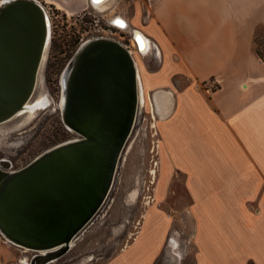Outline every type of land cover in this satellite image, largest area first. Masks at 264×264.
Segmentation results:
<instances>
[{
  "label": "crops",
  "instance_id": "1",
  "mask_svg": "<svg viewBox=\"0 0 264 264\" xmlns=\"http://www.w3.org/2000/svg\"><path fill=\"white\" fill-rule=\"evenodd\" d=\"M42 1L68 17L89 11L118 16L159 50V69L145 74L146 83L172 97L168 112L156 111L155 193L182 176L186 199L178 211L189 215L193 233L181 264H264V67L254 51L264 30V0ZM175 76L186 83L179 87ZM154 226L149 249L131 257L135 264L158 256L168 222ZM12 245L0 234V264H27Z\"/></svg>",
  "mask_w": 264,
  "mask_h": 264
},
{
  "label": "water",
  "instance_id": "2",
  "mask_svg": "<svg viewBox=\"0 0 264 264\" xmlns=\"http://www.w3.org/2000/svg\"><path fill=\"white\" fill-rule=\"evenodd\" d=\"M107 0H91L95 6ZM48 27L34 0L0 9V122L32 95ZM137 43L146 46L138 33ZM133 63L117 42L97 39L79 53L66 89L64 124L79 135L0 181V231L43 249L69 242L96 215L111 188L137 103Z\"/></svg>",
  "mask_w": 264,
  "mask_h": 264
},
{
  "label": "rangeland",
  "instance_id": "3",
  "mask_svg": "<svg viewBox=\"0 0 264 264\" xmlns=\"http://www.w3.org/2000/svg\"><path fill=\"white\" fill-rule=\"evenodd\" d=\"M127 9L130 10L129 5ZM114 13L115 11L112 14ZM112 16L91 11V14L68 17L54 9L53 14L50 11L48 46L32 98V101H36L37 98L46 96L48 104L38 108L33 115L25 112L0 124V160L5 159L9 163V168L4 170L19 169L45 150L79 137L62 120V75L82 43L81 38L90 37L91 34L86 32L92 27L94 17L99 19V24H104L105 18ZM119 35L127 42V31L111 37L121 39ZM262 42L264 30L259 29L254 49L264 55V43L260 44ZM134 57L139 63L140 91L146 98L139 105L109 193L96 215L77 236L74 246L50 264H109L120 258L124 259V264H135L131 257L145 254L149 249L158 231V227L154 226L157 221L166 220L168 226L162 229V245L158 256L150 264H181L186 247L191 245V218L187 213L178 211L181 209L179 204L185 203L186 199L182 176H175L174 181L168 183L160 196L155 193L160 174L157 153L161 116L154 115L146 94H153L164 88H149L145 74L159 69L161 56L151 52L145 55L135 53ZM173 80L179 87L186 83L180 76H175ZM133 191H137L138 195L135 200L131 198ZM8 244L11 246V243ZM11 249L18 258L27 257V261L36 255L33 250H25L19 246L12 245ZM182 264L191 263L188 261Z\"/></svg>",
  "mask_w": 264,
  "mask_h": 264
},
{
  "label": "bare ground",
  "instance_id": "4",
  "mask_svg": "<svg viewBox=\"0 0 264 264\" xmlns=\"http://www.w3.org/2000/svg\"><path fill=\"white\" fill-rule=\"evenodd\" d=\"M10 1H12V0H0V9L2 8V6H4L6 3L10 2ZM98 1H101V0H98ZM106 2L107 1H105L102 4H99L98 6H102ZM36 3H38V2H36ZM38 5L42 8V10L44 12V15H45V18H46V23H47V27H48V41H49V36H50V23H49L48 15H47V12H46L45 8L43 7V5H41L39 3H38ZM108 7H109V5H108ZM100 9H102V8H100ZM118 23H120V22L118 21ZM97 39H110V40H113V41L117 42L120 46L123 47V49L126 51V53L128 54V56L130 57V59H131V61L133 63V66H134V69H135L137 92H138V94H137V103H136V111H135V115H134V120H135L136 113L138 112V109H139V105L143 104L144 103V99L146 98L142 94V90L140 91V80H139V77H141V76H140L139 67H138L139 63H138L137 59L134 57V55L128 49H126V47L120 41H118V40H116V39H114L112 37H107V36H104V37H92V38L83 39L82 40V43L80 44V46L78 47V49L76 50V52L74 53V55L72 56V58L70 59V61L68 62L67 66H66V68H65V70L63 72L62 79H61V83H62L61 84L62 85V97H61V101H60L61 114L63 113L64 106H65L66 89H67L68 81H69V78L71 76L72 70H73V68H74V66L76 64L77 58L79 56V53L82 51V49L87 44H89L90 42H92L94 40H97ZM47 46H48V43L46 45V48H47ZM46 48H45V50H44V52L42 54V59H41L40 65L38 67V71H37V75H36V81H35V85H34V89H33L32 95L30 96V98L22 105V107L13 116H11L10 118H8V119L0 122V124L5 123V122L13 119L17 115L23 114L25 112H29L30 115H33L34 112L38 108L44 107L46 104H48V99L46 98V96H41L39 99L37 98L36 101H32V98L34 96V92H35V90L37 88V85H38L40 69H41L42 63H43V61L45 59ZM144 49H145V45H144ZM146 95H147V99H148L149 105H150V107L154 111V115L156 113H158V112H159V114L164 115L166 112L169 111V100L172 97V94H171L170 91L165 90V89H160V90L155 91L154 94H146ZM156 111H158V112H156ZM134 120H133V124H134ZM65 126L68 129L72 130L66 124H65ZM132 127H133V125H132ZM76 139H78V138H74V139L65 141V142L60 143V144L68 143V142L74 141ZM126 142H127V140H126ZM60 144H58V145H60ZM58 145H55L53 147H56ZM125 145H126V143H125ZM125 145H124V147H125ZM53 147H51V148H53ZM124 147H123V149H124ZM51 148L45 150L41 154L45 153L46 151L50 150ZM123 149H122V151H123ZM41 154H39L38 156H40ZM38 156H36V157H38ZM119 158H120V156H119ZM4 168H6V169L9 168V163H8L7 160L1 159L0 160V181L3 180L8 175L12 174L13 172H15V171H17V170L20 169L19 168V169H16V170H4ZM152 172H154V171L152 170ZM137 196H138L137 195V191H133L131 193L132 200H135V198ZM82 231H83V229L73 239H71L69 242H63V243H60L58 245H55V246H52V247H48V248H43V249H32V248H28V247L21 246V245L17 244L16 242H14L13 240H11L6 235H4L1 231H0V233H1V235L4 238H6V240L8 242H10V243H12L14 245H17L19 247H23V248H25V250L26 249L33 250L36 253V255L32 259H30V260L28 259L29 261H27V264H50V263L56 261L61 256H63L65 253H67L74 246L75 240H76L77 236Z\"/></svg>",
  "mask_w": 264,
  "mask_h": 264
},
{
  "label": "built area",
  "instance_id": "5",
  "mask_svg": "<svg viewBox=\"0 0 264 264\" xmlns=\"http://www.w3.org/2000/svg\"><path fill=\"white\" fill-rule=\"evenodd\" d=\"M36 2H38L39 4L43 5V7L45 8L47 15H50V11H52L53 14V8L50 7L46 2L42 1V0H35ZM91 1V0H90ZM93 5V4H92ZM91 14V11L87 12ZM96 16V15H95ZM116 19H119L118 16H112V17H108L105 18L104 24H99V19L95 18L93 19V23H92V27L89 28V30L86 32V34H91L89 38L92 37H111L113 34H119L122 31H127L129 37H127V42L124 40V37L120 36L121 39H116L118 41H120L125 47L126 49H128L133 55L136 53L138 54H147V53H158L160 55L159 50L157 49L156 45L153 44L151 41H149L142 33L128 27V26H123L121 23H118V21ZM138 33H140L143 38L146 41V46L145 49L144 48H140L138 43H137V35ZM84 38V37H83ZM83 38H81V40H83ZM146 50L144 53L143 51ZM259 57L260 62L262 63L263 67H264V55L263 54H257ZM216 84L217 82L215 81V86L213 88H216ZM4 241L8 242L6 240V238H4ZM10 243V242H8Z\"/></svg>",
  "mask_w": 264,
  "mask_h": 264
},
{
  "label": "trees",
  "instance_id": "6",
  "mask_svg": "<svg viewBox=\"0 0 264 264\" xmlns=\"http://www.w3.org/2000/svg\"><path fill=\"white\" fill-rule=\"evenodd\" d=\"M255 39H256V37H255ZM255 39H254V41H255ZM264 42H262V43H260V44H263ZM254 51L256 52V54H259L258 53V49H254Z\"/></svg>",
  "mask_w": 264,
  "mask_h": 264
},
{
  "label": "flooded vegetation",
  "instance_id": "7",
  "mask_svg": "<svg viewBox=\"0 0 264 264\" xmlns=\"http://www.w3.org/2000/svg\"><path fill=\"white\" fill-rule=\"evenodd\" d=\"M117 20H118V19H117ZM118 21H120V19H119Z\"/></svg>",
  "mask_w": 264,
  "mask_h": 264
},
{
  "label": "snow or ice",
  "instance_id": "8",
  "mask_svg": "<svg viewBox=\"0 0 264 264\" xmlns=\"http://www.w3.org/2000/svg\"><path fill=\"white\" fill-rule=\"evenodd\" d=\"M122 23V22H121Z\"/></svg>",
  "mask_w": 264,
  "mask_h": 264
}]
</instances>
